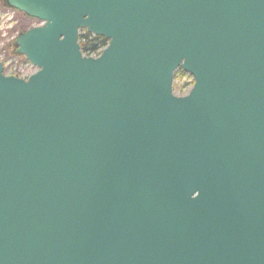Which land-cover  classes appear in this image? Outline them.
Masks as SVG:
<instances>
[{
    "label": "water",
    "instance_id": "water-1",
    "mask_svg": "<svg viewBox=\"0 0 264 264\" xmlns=\"http://www.w3.org/2000/svg\"><path fill=\"white\" fill-rule=\"evenodd\" d=\"M3 2L0 264H264V0Z\"/></svg>",
    "mask_w": 264,
    "mask_h": 264
},
{
    "label": "rangeland",
    "instance_id": "rangeland-1",
    "mask_svg": "<svg viewBox=\"0 0 264 264\" xmlns=\"http://www.w3.org/2000/svg\"><path fill=\"white\" fill-rule=\"evenodd\" d=\"M39 26H41V23L38 20L7 8L3 0H0V63L5 76L26 79L37 71V68L31 65L23 56L16 54L14 41L19 34ZM192 83L193 79L188 74L177 76L173 73V95L176 97L185 96L191 89Z\"/></svg>",
    "mask_w": 264,
    "mask_h": 264
},
{
    "label": "trees",
    "instance_id": "trees-1",
    "mask_svg": "<svg viewBox=\"0 0 264 264\" xmlns=\"http://www.w3.org/2000/svg\"><path fill=\"white\" fill-rule=\"evenodd\" d=\"M78 43L81 54L86 57H92L98 56L99 53L107 46L108 41L101 37L88 34L85 31H81L78 35ZM174 74L177 76L186 75V73L181 69H177Z\"/></svg>",
    "mask_w": 264,
    "mask_h": 264
}]
</instances>
